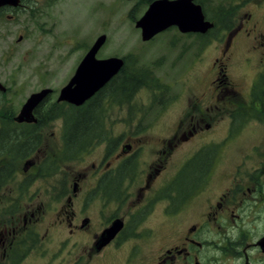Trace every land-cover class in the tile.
<instances>
[{"label":"flooded vegetation","instance_id":"af4514ba","mask_svg":"<svg viewBox=\"0 0 264 264\" xmlns=\"http://www.w3.org/2000/svg\"><path fill=\"white\" fill-rule=\"evenodd\" d=\"M53 1L18 0L16 6L0 7V42L7 43L4 51H0V56L7 53L9 56L14 55L16 45L31 39L41 29L39 21L44 18L48 7L44 3L51 7ZM122 1L142 3L148 7L155 0ZM239 33H234L235 38ZM15 34L12 38L11 35ZM246 35L249 36V33ZM230 37L225 49L214 61L220 64L216 71V78L218 74L221 77L217 79V88L221 84L225 85L224 81L228 79L225 58L235 39L230 40ZM258 37H254V40ZM257 43L262 45L259 41ZM92 44L81 50L76 68ZM103 45L96 53L98 60L111 58L97 57ZM25 53L32 54L31 51ZM259 58L260 68L249 83L247 100L244 99L246 104L240 97L238 99L245 104L244 107L234 108L233 114L232 109L226 108L231 111V115L227 135L219 144L224 147L228 140L231 142L229 137L243 130L240 121H246V118L256 121L257 125L253 128L261 135L260 140L258 144L245 149L236 162L231 163V170L224 171L227 173L225 184L213 189L208 184L219 144L199 147H206V150L211 148L212 151L200 164H195L192 177H186L190 181H186L189 189L184 190L176 188L177 182L181 181L176 173L171 176L167 171V165H171L173 147L171 149L168 146L166 150V140L160 146L145 147L137 146L138 142L132 137L128 141L113 144L106 136L99 151H96V146L92 148V154L96 157L90 163L91 178L81 172L74 174L71 188L66 186L61 191V208L54 221L59 226L56 231L58 243L69 245L67 250L73 249L75 257L71 264H264V99L261 98L264 97V66L261 65L264 50L261 57L256 55V61ZM121 59L123 66L119 72L79 106L59 100L61 90L68 84L76 68L66 83L58 88L48 86L45 79L47 73L34 78L38 87L29 91L22 102H0V264H21L31 251L32 233L42 241L35 226L32 227L39 221L41 213L36 211L39 214L36 216L27 206L32 205L29 187L32 182L38 183L41 190L48 176L57 177L62 170H58L62 158L53 160L52 156H48L52 147L48 144V136L56 138L52 152L57 149L56 154L60 152L62 155L66 149L65 127L69 122L75 127L79 120L103 121L104 117L109 116L107 110L113 96L111 86L115 80L127 79L122 74L126 59ZM249 61L244 57V62ZM35 68L46 72L44 65L38 64ZM37 69L32 70L35 76L41 74ZM0 84V99L9 96L13 89L14 96H23L18 92L19 84L9 83L8 86L1 81ZM44 90L48 92L30 109L31 121L18 122L16 119L25 102ZM231 92L239 94L235 89L222 87L216 103H227L221 102L222 94ZM88 110L90 113L86 112ZM235 117L238 121L232 128ZM197 127L194 121L188 138L201 131ZM68 133L72 134L74 130ZM89 134L91 139L95 136L93 132ZM184 140L187 142L185 136H179L176 140L178 143L173 146ZM195 152L182 164V169L197 156ZM231 158H234L233 151ZM48 160L54 164L51 161L44 168ZM16 163H23V166L16 168ZM23 195L26 210L21 212ZM156 212L162 215V222L156 221L155 224L159 223L156 227L146 225ZM117 220L122 224L119 231L109 242L99 245L103 231ZM158 230H167L164 243H160ZM145 233L148 236H144ZM79 245L88 246L76 255Z\"/></svg>","mask_w":264,"mask_h":264},{"label":"rangeland","instance_id":"374dc122","mask_svg":"<svg viewBox=\"0 0 264 264\" xmlns=\"http://www.w3.org/2000/svg\"><path fill=\"white\" fill-rule=\"evenodd\" d=\"M210 1H212L211 5L218 3L216 6L223 7H227L228 4L240 5V0ZM52 4L50 7L48 3H44L48 7L45 9L44 18L39 21L41 29L31 39L16 45L14 55L9 56L7 53L0 56V81L8 86L9 83L19 84L18 92L23 94V96H14L13 89L9 96L0 99L2 104H8L11 100H14L13 104L22 102L29 91L37 89L38 83L34 78L40 75L48 73L45 79L48 86L53 88L66 83L76 68L81 50L103 34L106 35V42L97 57H124L130 71H140L135 81L140 88L123 104L112 99L107 110L109 116L101 121L103 129L99 132L93 131L95 136L89 140L88 146L74 154L72 158H67L71 155L67 148L62 151V155L60 152L56 154L57 149L52 152L56 138L48 136V144L52 146L48 156H52L53 160L62 158V163L58 166V170H62L57 177L48 176L46 184L40 183L43 186L41 190L39 189L41 186L36 182H32L29 186L30 198L33 200L32 205L27 207L36 216L39 215L36 211L41 213L39 221L32 227L35 226L42 241L32 233L31 251L21 264L73 262L72 259L75 257L73 249L67 250L69 245L58 243L56 231L59 226L54 224L57 211L61 208V191L66 186L71 188L72 177L76 172L85 173L91 178L90 163L96 157L92 151L95 146L96 151L100 150L99 147L106 136L113 144L128 141L129 137H132L138 142L137 146L145 147L160 146L161 142L166 140V150L168 146L171 149L173 147L172 161L171 165H167V171L171 176L176 173L178 179L180 178L181 181L177 180L179 181L176 184L177 189H189L187 183L189 180L186 177H192L195 164L197 162L200 164L212 151L211 148L206 150V147H199L204 145L214 147L226 137L231 115V111L226 108L232 109L233 114L236 110L234 108L244 107L246 104L249 83L260 68H258L260 58L256 61V55L261 57V52L264 50V0H250L238 9L231 34L227 31H213L204 35L181 34L177 29L170 28L147 42L141 40L140 31L135 28V21L145 12L146 4L122 0H54ZM235 32H240L236 38ZM247 33L249 36L246 35ZM257 35L259 37L254 40ZM15 36L16 34L11 35L12 38ZM229 37L230 40L235 39L231 42L225 58L228 79L224 81L225 85L221 84L217 88L216 85L219 83L217 79L221 77L218 74L216 78V71L220 64L214 61L225 49ZM6 44L0 42L1 53ZM253 45L258 46L252 47ZM30 51L32 52L30 55L25 53ZM244 57L250 61L244 62ZM38 64L46 66V72L35 68ZM261 65L264 66V58ZM36 69L41 74L35 76L32 70L36 71ZM225 86L239 91V94L224 93L221 102H228L216 103L219 91ZM129 87H132V82L127 85V88ZM240 97L245 104L239 101ZM246 119L240 121L243 130L238 135L229 137L232 141L228 140L229 143L224 144L225 148L219 144L220 148L214 156L216 163L208 180L210 189L225 184L227 173L224 171L233 168L231 163L236 162L245 149L259 143L261 135L253 128L257 125L256 121ZM194 121L198 126L197 129L201 131L188 138L194 127ZM237 121L235 117L232 128ZM179 136L183 138L185 136L187 142L180 141L173 146L174 143H178L176 140ZM60 145L62 146L61 140ZM203 151L204 153L200 154ZM232 151L234 158H231ZM194 152L197 156L191 158L192 160L189 159L191 162L184 164V171L178 173L182 170V164ZM51 161L48 160L44 168H47ZM22 166L23 163H16V168ZM57 179L59 181H56ZM160 180L162 181L163 178L161 177ZM24 197L23 195L21 198L23 201H21V212L26 210ZM74 210H77L76 207ZM192 216L194 217V214ZM162 220L160 212H156L155 217H151L150 223L146 225L156 227L159 224H155L156 221L162 222ZM21 225L20 223L19 226ZM157 232L160 243H164L167 230ZM144 236H148L147 233ZM87 246L79 245V249L75 251L76 255L81 254L82 248Z\"/></svg>","mask_w":264,"mask_h":264},{"label":"water","instance_id":"95a60500","mask_svg":"<svg viewBox=\"0 0 264 264\" xmlns=\"http://www.w3.org/2000/svg\"><path fill=\"white\" fill-rule=\"evenodd\" d=\"M18 0H0L3 5L16 6ZM175 27L181 34L208 33L213 28V23L205 19L200 5L193 0H155L149 4L143 15L135 21V28L140 31L143 42L150 41L156 35ZM106 40L105 35H100L92 44L89 51L75 70L68 84L61 90L59 100L79 106L93 96L123 66V60L117 57L98 60L96 53ZM0 88L2 86L0 84ZM48 92L44 90L31 96L23 105L17 121H28L30 109ZM119 220L113 222L111 227L104 230L99 239V245L106 244L121 228Z\"/></svg>","mask_w":264,"mask_h":264},{"label":"trees","instance_id":"16d2710c","mask_svg":"<svg viewBox=\"0 0 264 264\" xmlns=\"http://www.w3.org/2000/svg\"><path fill=\"white\" fill-rule=\"evenodd\" d=\"M248 1L250 0H240V5L228 4L227 7H223L222 5L216 6V4L218 3H216L215 5H211L212 1L210 0H194L195 3L201 6L205 19L213 23V28L208 32V34L212 33L213 31H227V33L231 34L233 32V20L236 16V13L238 12V9ZM133 71L135 70L130 71L129 66L126 63V68L124 69L122 74L126 76L127 79H119L117 81L115 80V82L111 86L113 100H117L119 103L123 104L132 97V94L136 92L138 88H140L138 87L137 83H135V81L137 80L136 77L139 76L140 71H135L136 74H134ZM131 82L132 87L127 88V85L131 84ZM86 112L90 113L89 110ZM77 124L78 125L74 127L72 122H69L65 127V131L67 132H65L64 134V145L67 149H69L68 151L71 153V155L67 156V158H72L74 154L78 153L85 146H88L89 140L91 139L89 133H92L93 131L99 132L103 129L101 121L98 120H95L93 122L79 120ZM69 130H74V133L69 134ZM204 151L200 152V154L204 153ZM184 169L185 167L181 170V172H183Z\"/></svg>","mask_w":264,"mask_h":264}]
</instances>
